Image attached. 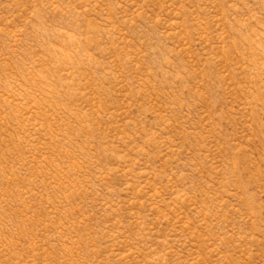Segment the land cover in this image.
Masks as SVG:
<instances>
[{"label": "rangeland", "instance_id": "obj_1", "mask_svg": "<svg viewBox=\"0 0 264 264\" xmlns=\"http://www.w3.org/2000/svg\"><path fill=\"white\" fill-rule=\"evenodd\" d=\"M0 264H264V0H0Z\"/></svg>", "mask_w": 264, "mask_h": 264}]
</instances>
